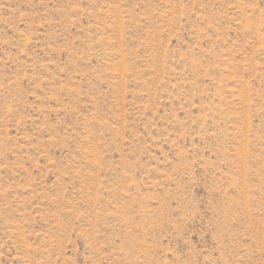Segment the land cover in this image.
I'll use <instances>...</instances> for the list:
<instances>
[{"label":"rangeland","instance_id":"rangeland-1","mask_svg":"<svg viewBox=\"0 0 264 264\" xmlns=\"http://www.w3.org/2000/svg\"><path fill=\"white\" fill-rule=\"evenodd\" d=\"M0 264H264V0H0Z\"/></svg>","mask_w":264,"mask_h":264}]
</instances>
